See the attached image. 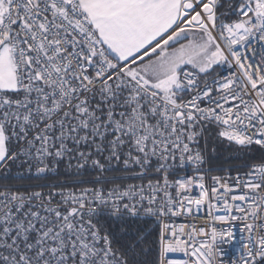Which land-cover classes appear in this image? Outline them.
I'll use <instances>...</instances> for the list:
<instances>
[{"label": "snow or ice", "instance_id": "1", "mask_svg": "<svg viewBox=\"0 0 264 264\" xmlns=\"http://www.w3.org/2000/svg\"><path fill=\"white\" fill-rule=\"evenodd\" d=\"M0 264H264V0H0Z\"/></svg>", "mask_w": 264, "mask_h": 264}, {"label": "built area", "instance_id": "2", "mask_svg": "<svg viewBox=\"0 0 264 264\" xmlns=\"http://www.w3.org/2000/svg\"><path fill=\"white\" fill-rule=\"evenodd\" d=\"M225 251L228 253V254L225 256V260H227V261L230 262V260L232 259L234 253L231 252V249L228 248V247L225 248Z\"/></svg>", "mask_w": 264, "mask_h": 264}]
</instances>
